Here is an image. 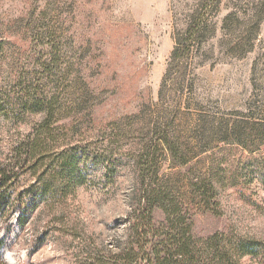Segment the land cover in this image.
<instances>
[{
	"label": "rangeland",
	"instance_id": "obj_1",
	"mask_svg": "<svg viewBox=\"0 0 264 264\" xmlns=\"http://www.w3.org/2000/svg\"><path fill=\"white\" fill-rule=\"evenodd\" d=\"M204 1L0 0V166L24 165L12 197L31 184L51 190L24 227L17 208L0 212V264H86L89 249L124 234L117 222L140 176L152 171L137 160L161 131L190 157L175 164L159 144L156 164L196 207L195 232L264 242V147L222 139L227 125L264 120V0H221L210 12L215 33L197 55L193 90L159 97L175 34ZM33 92L64 108L51 131L40 128L44 113L24 111ZM36 137L40 147L27 158ZM77 150L84 175L71 183L60 159ZM210 171L220 216L199 210L189 192V178ZM239 264L264 261L245 256Z\"/></svg>",
	"mask_w": 264,
	"mask_h": 264
},
{
	"label": "trees",
	"instance_id": "obj_2",
	"mask_svg": "<svg viewBox=\"0 0 264 264\" xmlns=\"http://www.w3.org/2000/svg\"><path fill=\"white\" fill-rule=\"evenodd\" d=\"M220 1L205 0L203 11L194 12L187 28L175 34V46L170 54L159 93L161 100L166 101L169 90L180 93L193 90L197 55L203 41L215 33L210 14L213 9H218ZM21 104L24 111L44 113V119L40 123L42 130L45 128L51 131L53 123L63 117L64 108L54 96L27 93ZM235 124L223 127L226 134L222 139L230 141L234 137L236 141L233 143L249 151L264 147V120H241L240 124L238 121ZM39 141V137L31 141L27 158L36 154L40 147L37 144ZM159 144L165 147L175 164L185 166L189 163L190 157L176 142L172 132L161 131L149 154L148 151H143L137 160L138 164L146 163L150 169L152 167V171L140 176L141 182L134 190L131 209L126 217L117 222L125 225L124 234L118 236L114 242L89 249L86 264H239L240 259L245 256L264 261L262 241L235 238L225 230H216L206 235L195 232L196 207L191 208L182 199L186 194L180 195L158 172L156 161ZM81 155L77 150L70 155H63L60 159V167L64 173L69 174L71 183L83 179L84 174L79 166ZM27 158H23L25 165ZM21 161L12 168L0 166V212L17 208L18 223L24 227L33 211L51 190L45 184H31L19 191L16 197H12L11 187L24 168ZM211 173L210 171L206 177H190L189 192L197 197L196 205L199 210L220 216L222 210ZM159 213L163 215L162 218L158 216ZM4 247V240L1 238L0 263H3L1 256Z\"/></svg>",
	"mask_w": 264,
	"mask_h": 264
}]
</instances>
